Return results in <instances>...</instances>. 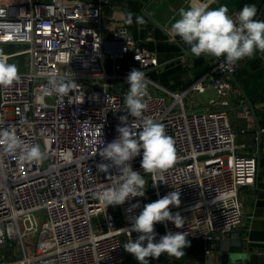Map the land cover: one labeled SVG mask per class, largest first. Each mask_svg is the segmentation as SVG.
Segmentation results:
<instances>
[{
	"label": "built area",
	"instance_id": "2783aa9c",
	"mask_svg": "<svg viewBox=\"0 0 264 264\" xmlns=\"http://www.w3.org/2000/svg\"><path fill=\"white\" fill-rule=\"evenodd\" d=\"M113 1L0 0V49L21 76L0 87V129L14 128L26 143L42 149L45 141L49 145L42 165L21 161L0 146V246L13 251L3 252L0 264H125L129 255L123 245L140 235L125 229L145 204L172 191L180 192L181 203L170 211L179 212L185 224L178 229L170 221L157 223L154 242L169 231L212 241L244 222L241 189L256 184L257 153L264 154V145L246 150L238 136L255 130L260 143L264 125L233 80L243 59L227 66L223 56L214 57L211 75L181 91L165 88L171 101L149 94L144 116L165 125L175 141V164L162 181L154 180L141 168V150L130 163L147 181L145 195L107 209L96 199L95 193L119 176L118 169L105 174L97 165L107 163L99 149L118 137L119 118L128 115L126 77L136 63L145 74L160 65L157 51L136 38L124 18L110 21L106 9ZM53 73L78 87L69 95L53 93ZM207 81L217 96L205 109L189 110L187 95L204 92ZM233 108L245 122L239 130L232 124ZM133 120L129 115V124ZM68 152L72 163L64 159Z\"/></svg>",
	"mask_w": 264,
	"mask_h": 264
},
{
	"label": "clouds",
	"instance_id": "9594fccd",
	"mask_svg": "<svg viewBox=\"0 0 264 264\" xmlns=\"http://www.w3.org/2000/svg\"><path fill=\"white\" fill-rule=\"evenodd\" d=\"M213 0H192L187 8L179 9V18L171 23L170 32L181 39L196 57L207 54L216 58L224 57V63L231 66L236 62L253 57L259 51L264 53V20L255 19V4H245L235 17L229 15L226 5L210 8ZM127 25L133 24V14L125 16ZM135 23L143 26L147 23L144 16H136ZM10 57L0 49V87H9L21 79L18 66L9 63ZM129 91L125 96L124 111L128 115L121 116V125L117 126L118 137L99 149V155L107 163L97 165V170L105 174L110 169H118L119 176L109 187L95 193L96 199L108 206L123 205L126 200L145 195L147 183L144 176L134 171L131 161L141 155V168L145 174H151L162 181L164 173L176 162L177 154L174 139L166 134L165 125L151 117H145L150 99L148 86L151 81L145 72L133 68L127 75ZM49 85L53 93L69 95L78 84L65 76L53 73L49 77ZM134 118L129 124L128 116ZM138 122V123H137ZM139 128V131L134 129ZM103 144L102 139L98 140ZM0 146L5 152L16 155L19 160L42 165L48 158V142L42 149L39 144H29L22 140L14 128L0 129ZM64 159L72 163V154L66 153ZM154 182L153 184H155ZM180 192L172 191L154 202L144 205L138 216L133 217L131 228L125 229L128 234L139 233L138 238L129 240L123 245L126 252L132 254L139 264H150L149 258L159 259L163 253L180 259L185 249L190 246L187 232H167L154 242V231L157 223L170 221L176 228H182L185 219L179 212L172 214L170 206L179 207ZM139 207L138 204L132 208ZM242 257L229 254L230 264H236Z\"/></svg>",
	"mask_w": 264,
	"mask_h": 264
},
{
	"label": "crops",
	"instance_id": "0c3cea01",
	"mask_svg": "<svg viewBox=\"0 0 264 264\" xmlns=\"http://www.w3.org/2000/svg\"><path fill=\"white\" fill-rule=\"evenodd\" d=\"M192 0H114L106 11L110 18H125L133 14V24L128 25L136 38L145 40L147 46L157 51L160 65L152 68L146 74L157 84H149V94H159L172 100L166 90L181 91L189 88L198 79L212 74L214 56L201 54L196 57L181 39L170 32L171 23L179 18V9L187 8ZM245 4H255L260 20H264V0H213L210 8L226 5L229 15L241 11ZM136 16H144L147 23L138 26ZM125 20V19H124ZM113 21V20H112ZM138 64H135V68ZM234 83L240 89L242 96L252 102L258 122L264 125V53L256 52L255 56L243 59V63L233 77ZM207 83L204 92L194 91L187 95L185 102L189 110H203L209 106L210 98L217 96L214 86ZM166 88V89H165ZM209 92V93H208ZM208 93L206 104L200 100ZM207 95V96H208ZM212 95V96H211ZM235 108L231 110L232 124L239 129L245 126L243 119L235 116ZM255 130L240 132L238 141L244 149L258 151L264 145L255 139ZM259 170L256 184L253 187L241 189L245 203L244 222L232 233L218 235L212 241L198 237H187L190 246L180 259L163 253L159 259L149 258L150 264H230L229 254L242 257L236 264H264V154L260 153ZM126 264H139L133 258H128Z\"/></svg>",
	"mask_w": 264,
	"mask_h": 264
},
{
	"label": "rangeland",
	"instance_id": "374dc122",
	"mask_svg": "<svg viewBox=\"0 0 264 264\" xmlns=\"http://www.w3.org/2000/svg\"><path fill=\"white\" fill-rule=\"evenodd\" d=\"M20 58H21V57H19V58H13V59H12V62H13V61H17V60L20 59ZM24 58H26V57H24ZM22 62H24V60H22ZM126 89H128V88H126ZM208 93H209V92H208ZM208 93H207L206 95L201 96V98H200V100L203 102V105L206 104V103L208 102V99H209V96H210V95H208ZM207 95H208V96H207ZM211 96H212V95H211ZM237 129H238V128H237ZM35 214H36L37 218L39 219V221L41 222V221H42V211H37V212H35ZM3 252H6V255H8L9 253H13V251L9 249V246H5V247L0 246V255H2ZM14 253H16V249L14 250ZM128 255H129L130 258H133V257H134V256H133L132 254H130V253H128ZM125 264H126V263H125Z\"/></svg>",
	"mask_w": 264,
	"mask_h": 264
},
{
	"label": "water",
	"instance_id": "95a60500",
	"mask_svg": "<svg viewBox=\"0 0 264 264\" xmlns=\"http://www.w3.org/2000/svg\"><path fill=\"white\" fill-rule=\"evenodd\" d=\"M119 86V84L117 85V87ZM249 105L252 107V102L251 101H249ZM257 156L259 157L260 156V153L258 152L257 153Z\"/></svg>",
	"mask_w": 264,
	"mask_h": 264
},
{
	"label": "trees",
	"instance_id": "16d2710c",
	"mask_svg": "<svg viewBox=\"0 0 264 264\" xmlns=\"http://www.w3.org/2000/svg\"><path fill=\"white\" fill-rule=\"evenodd\" d=\"M257 14H258V12H257Z\"/></svg>",
	"mask_w": 264,
	"mask_h": 264
}]
</instances>
